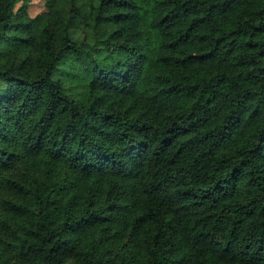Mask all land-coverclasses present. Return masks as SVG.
Masks as SVG:
<instances>
[{"label":"trees","instance_id":"16d2710c","mask_svg":"<svg viewBox=\"0 0 264 264\" xmlns=\"http://www.w3.org/2000/svg\"><path fill=\"white\" fill-rule=\"evenodd\" d=\"M0 0V264H264V0Z\"/></svg>","mask_w":264,"mask_h":264},{"label":"rangeland","instance_id":"374dc122","mask_svg":"<svg viewBox=\"0 0 264 264\" xmlns=\"http://www.w3.org/2000/svg\"><path fill=\"white\" fill-rule=\"evenodd\" d=\"M28 11L30 17H34L44 11V1L43 0H31Z\"/></svg>","mask_w":264,"mask_h":264}]
</instances>
